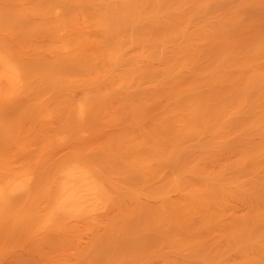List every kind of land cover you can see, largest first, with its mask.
<instances>
[{
	"label": "bare ground",
	"instance_id": "6f19581e",
	"mask_svg": "<svg viewBox=\"0 0 264 264\" xmlns=\"http://www.w3.org/2000/svg\"><path fill=\"white\" fill-rule=\"evenodd\" d=\"M0 264H264V0H0Z\"/></svg>",
	"mask_w": 264,
	"mask_h": 264
}]
</instances>
